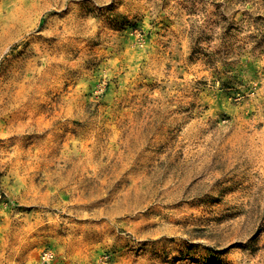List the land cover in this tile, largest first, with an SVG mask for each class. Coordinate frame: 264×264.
<instances>
[{
    "label": "rangeland",
    "instance_id": "rangeland-1",
    "mask_svg": "<svg viewBox=\"0 0 264 264\" xmlns=\"http://www.w3.org/2000/svg\"><path fill=\"white\" fill-rule=\"evenodd\" d=\"M264 264V0H0V264Z\"/></svg>",
    "mask_w": 264,
    "mask_h": 264
},
{
    "label": "built area",
    "instance_id": "built-area-1",
    "mask_svg": "<svg viewBox=\"0 0 264 264\" xmlns=\"http://www.w3.org/2000/svg\"><path fill=\"white\" fill-rule=\"evenodd\" d=\"M40 259L43 264H51L53 260V254L51 251H46L40 256Z\"/></svg>",
    "mask_w": 264,
    "mask_h": 264
}]
</instances>
